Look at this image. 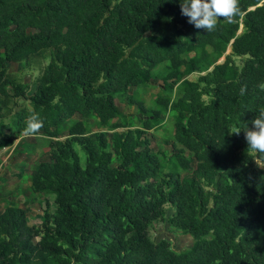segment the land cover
Segmentation results:
<instances>
[{
	"label": "trees",
	"instance_id": "obj_1",
	"mask_svg": "<svg viewBox=\"0 0 264 264\" xmlns=\"http://www.w3.org/2000/svg\"><path fill=\"white\" fill-rule=\"evenodd\" d=\"M239 3L235 23L207 33L180 0H0V109L11 116L0 149L22 152L25 119L39 114L46 158L29 188L54 205L43 199L39 224L25 206L0 210V264H264V167L243 130L228 131L264 107V0ZM45 51L28 93L7 64ZM158 79L147 105L140 89ZM156 221L191 246L153 240Z\"/></svg>",
	"mask_w": 264,
	"mask_h": 264
},
{
	"label": "rangeland",
	"instance_id": "obj_2",
	"mask_svg": "<svg viewBox=\"0 0 264 264\" xmlns=\"http://www.w3.org/2000/svg\"><path fill=\"white\" fill-rule=\"evenodd\" d=\"M226 53H229V49ZM49 59L48 51H45L42 55H36L31 57L27 62L20 61L15 63H8L7 70L9 75L14 79L16 83H29V91L31 93L35 89V78L41 73L43 67L46 65ZM223 58L219 60L222 61ZM238 63L239 60L236 59ZM163 65L158 67V70H162ZM196 74L190 75L189 78H195ZM161 79H158L156 83H151L145 86L144 89H140L141 97L145 100L147 105L152 104L153 99L157 91L159 90L158 83ZM11 90V89H9ZM118 105L123 109L132 113L133 108L128 109L127 104L124 102H118ZM5 107V106H4ZM4 112L0 115L3 121H7L11 116L8 113L7 108H2ZM0 109V111L2 110ZM17 107L12 108L15 111ZM12 111V112H13ZM11 112V113H12ZM136 112V111H135ZM174 121V120H173ZM171 117L169 114L166 115V119L157 128L158 130L150 132L151 141L153 146L162 145L164 140L168 138L171 132ZM69 124V123H68ZM136 126V124H135ZM97 126L94 125L92 121L90 129L95 130ZM66 133L62 134L61 140H64ZM23 138L22 152L17 154V151H12L11 148H6L8 156L3 155L0 158V210H2L8 204H15L18 206L27 207V219L32 224H39L42 216V209L44 205V198L49 200L52 208L54 205L52 203L51 195H36L30 192V177L34 172L35 165L46 158L45 147L47 145V138L43 136H20ZM18 140L15 141L17 143ZM21 144V143H20ZM28 145V147H27ZM78 148V147H77ZM5 150V149H3ZM78 151H80L78 149ZM3 152V151H1ZM0 152V155H1ZM81 158H83L81 156ZM15 173V174H14ZM19 173V174H18ZM168 208V207H167ZM168 217V215H166ZM150 237L159 241L163 238L169 240L170 246L175 250H181L183 247L191 246L193 238L189 235L177 231L175 228L171 227L166 221H156L150 226Z\"/></svg>",
	"mask_w": 264,
	"mask_h": 264
},
{
	"label": "clouds",
	"instance_id": "obj_3",
	"mask_svg": "<svg viewBox=\"0 0 264 264\" xmlns=\"http://www.w3.org/2000/svg\"><path fill=\"white\" fill-rule=\"evenodd\" d=\"M181 14L188 18V22L194 24L196 28H202L207 33L215 32L224 21L228 24L236 22L240 15L241 8L239 0H180ZM240 32V30H239ZM264 91V83L258 85ZM247 91L246 85L240 88V95ZM252 127L247 125L241 129L233 127L228 129L230 134L239 135L243 130L247 143V150L256 154L254 160L258 167H264L259 160H264V107L258 109V114L251 121ZM44 126L43 120L35 111H31L25 119L24 134L26 136H36Z\"/></svg>",
	"mask_w": 264,
	"mask_h": 264
},
{
	"label": "crops",
	"instance_id": "obj_4",
	"mask_svg": "<svg viewBox=\"0 0 264 264\" xmlns=\"http://www.w3.org/2000/svg\"><path fill=\"white\" fill-rule=\"evenodd\" d=\"M6 148H8V147H4V148L0 149V152L3 151V152H1L0 158H1L3 155L8 156V153H7ZM3 149H5V150H3ZM191 244H192V243H191Z\"/></svg>",
	"mask_w": 264,
	"mask_h": 264
}]
</instances>
